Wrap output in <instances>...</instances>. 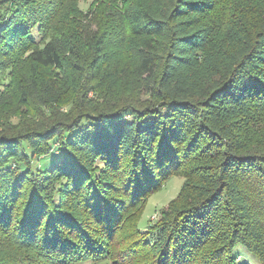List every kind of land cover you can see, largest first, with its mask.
Here are the masks:
<instances>
[{
    "label": "trees",
    "instance_id": "1",
    "mask_svg": "<svg viewBox=\"0 0 264 264\" xmlns=\"http://www.w3.org/2000/svg\"><path fill=\"white\" fill-rule=\"evenodd\" d=\"M81 1L0 0V264H264V0Z\"/></svg>",
    "mask_w": 264,
    "mask_h": 264
},
{
    "label": "rangeland",
    "instance_id": "2",
    "mask_svg": "<svg viewBox=\"0 0 264 264\" xmlns=\"http://www.w3.org/2000/svg\"><path fill=\"white\" fill-rule=\"evenodd\" d=\"M91 0H85L80 2V6L83 9H86ZM33 34L36 35V31H33ZM91 94V92H89ZM49 156L46 155L45 157ZM46 159L41 157L39 160L34 161L33 165L42 166ZM183 182V178L180 175H172L169 179L164 182L161 189L156 192L150 193L145 199V207L138 221V226L141 229L148 227L150 223L157 221L160 217V211L164 208L168 201L175 197L180 189V186ZM166 208V207H165ZM236 260L238 262L244 261L248 264H259L256 258L247 250L241 246H237L234 249ZM98 264H109L107 261H103Z\"/></svg>",
    "mask_w": 264,
    "mask_h": 264
}]
</instances>
